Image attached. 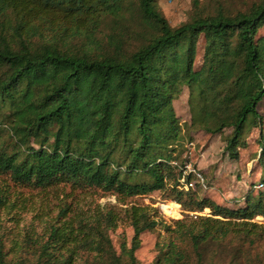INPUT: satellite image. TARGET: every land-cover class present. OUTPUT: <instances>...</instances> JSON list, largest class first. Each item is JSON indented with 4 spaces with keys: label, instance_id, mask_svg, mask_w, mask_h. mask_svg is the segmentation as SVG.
<instances>
[{
    "label": "trees",
    "instance_id": "trees-1",
    "mask_svg": "<svg viewBox=\"0 0 264 264\" xmlns=\"http://www.w3.org/2000/svg\"><path fill=\"white\" fill-rule=\"evenodd\" d=\"M157 2L0 0V177L115 195L133 231L117 254L109 237L116 206L74 207L30 251L9 252L0 237V264H138L140 236L163 221L156 208L128 200L154 192L187 214L163 224L150 264H219L222 256L264 264V223L254 221L264 220V187L252 184L236 208L222 206L179 188L188 159L178 162L187 136L226 131L236 159L253 128L263 158L264 0H210L205 11L193 0L194 14L176 27ZM184 89L183 132L173 102ZM205 208L210 215L188 214Z\"/></svg>",
    "mask_w": 264,
    "mask_h": 264
},
{
    "label": "rangeland",
    "instance_id": "rangeland-1",
    "mask_svg": "<svg viewBox=\"0 0 264 264\" xmlns=\"http://www.w3.org/2000/svg\"><path fill=\"white\" fill-rule=\"evenodd\" d=\"M192 1L158 0L157 3L169 25L176 27L194 14ZM209 1L199 0L200 10L205 11ZM259 35L264 36V25L260 29ZM202 47L203 38L201 37L196 45V67L201 63ZM186 100L187 90L184 89L173 102L183 132L189 124L190 118ZM258 110L264 116V103L259 106ZM262 130L264 135V123ZM227 134V131L222 135L213 136L197 133L191 135V141L187 136L179 148L178 162L187 158L192 166L201 173L206 187L204 189L196 184L194 188L200 197H208L219 205L236 208L241 203L244 194L239 192L237 198L230 197L229 190L234 192L237 186L243 192L252 184L258 183L260 167H263L264 164V154L263 158H259L261 153V146L258 144L259 130L253 128L246 135L247 145L238 149V157L230 158L225 150L223 140ZM262 147L264 148V141ZM190 179L192 180V178ZM0 197L3 200V203L0 202V237L5 249L9 252H18L19 250L24 252L36 248L39 241L46 238L49 226L59 220L58 217H61L62 210L67 212L68 209L74 207L77 208L76 210H86L96 204L116 206L121 218L116 229L109 231V237L117 254L120 253L123 243L129 247L133 231L124 220L119 209L121 205L117 203L115 195L97 189H73L70 185L43 189L18 187L4 177H0ZM128 202L129 204L150 205L156 208L160 217L159 222L163 221L156 226V229L146 231L140 236V247L135 251L138 264H150L157 254L156 243L163 242L165 238L163 224H171L173 220L182 219L187 213L184 212L180 204L169 200L161 192H154L146 197H135ZM169 203H176L179 206L178 216L174 215L175 209ZM188 214L190 216H208L210 210L205 208L202 212ZM254 221L264 223L261 217L255 218ZM263 248L260 250L262 251ZM125 261L124 259V263ZM216 261L219 264L227 262L223 256Z\"/></svg>",
    "mask_w": 264,
    "mask_h": 264
},
{
    "label": "built area",
    "instance_id": "built-area-1",
    "mask_svg": "<svg viewBox=\"0 0 264 264\" xmlns=\"http://www.w3.org/2000/svg\"><path fill=\"white\" fill-rule=\"evenodd\" d=\"M172 166H177L176 162H171ZM189 177V178H188ZM192 178V180L190 179ZM196 184H199L202 188L205 189L204 179L199 172V170L192 166L190 161H185L184 165L181 167V177L179 178V188L187 190L194 189ZM262 183H257L255 185L256 189L263 188Z\"/></svg>",
    "mask_w": 264,
    "mask_h": 264
},
{
    "label": "crops",
    "instance_id": "crops-1",
    "mask_svg": "<svg viewBox=\"0 0 264 264\" xmlns=\"http://www.w3.org/2000/svg\"><path fill=\"white\" fill-rule=\"evenodd\" d=\"M236 189H237V190H236ZM236 189L234 190V192H232L231 190H229L228 193L230 194V197H233V196H234L235 198H237V197H238L237 194H238L239 192H240L241 194H242V193L244 194V193L246 192V190H247V189H245V190L242 192V191H240V188L237 187V186H236Z\"/></svg>",
    "mask_w": 264,
    "mask_h": 264
}]
</instances>
